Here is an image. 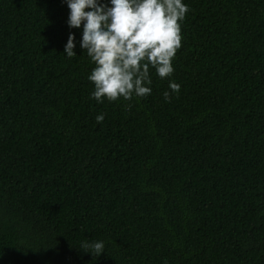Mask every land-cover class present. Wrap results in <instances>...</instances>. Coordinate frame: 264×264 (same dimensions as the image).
<instances>
[{"label":"trees","instance_id":"obj_1","mask_svg":"<svg viewBox=\"0 0 264 264\" xmlns=\"http://www.w3.org/2000/svg\"><path fill=\"white\" fill-rule=\"evenodd\" d=\"M183 2L178 97L101 104L65 0H0V264H264V0Z\"/></svg>","mask_w":264,"mask_h":264},{"label":"clouds","instance_id":"obj_2","mask_svg":"<svg viewBox=\"0 0 264 264\" xmlns=\"http://www.w3.org/2000/svg\"><path fill=\"white\" fill-rule=\"evenodd\" d=\"M70 29L83 27L80 47L94 65L88 80L94 85L90 99L98 103L143 99L152 92V70L160 79L175 71L174 60L182 46V23L190 7L183 0H65ZM76 36L70 33L64 54L77 56ZM181 85L169 79L165 102L177 97ZM131 105H128L130 109ZM104 114L95 120L102 123ZM99 258L102 240L85 239L78 246Z\"/></svg>","mask_w":264,"mask_h":264}]
</instances>
